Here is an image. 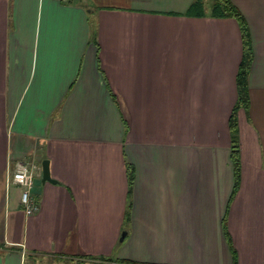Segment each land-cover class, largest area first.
<instances>
[{
  "label": "crops",
  "instance_id": "0c3cea01",
  "mask_svg": "<svg viewBox=\"0 0 264 264\" xmlns=\"http://www.w3.org/2000/svg\"><path fill=\"white\" fill-rule=\"evenodd\" d=\"M194 1L0 0V264H264V0H231L253 51L234 195L242 31Z\"/></svg>",
  "mask_w": 264,
  "mask_h": 264
},
{
  "label": "trees",
  "instance_id": "16d2710c",
  "mask_svg": "<svg viewBox=\"0 0 264 264\" xmlns=\"http://www.w3.org/2000/svg\"><path fill=\"white\" fill-rule=\"evenodd\" d=\"M204 13H205L204 0H195L186 11V14L188 15H203ZM210 14L214 17H233L237 19L242 31L244 51L237 77L238 100L229 121L230 132H231V157H232V163L235 173V185L233 189V195H234L239 188L240 176H241V156H240L237 110L242 106L244 107L249 106L248 76L252 62V52H253L252 42L250 38L249 26L245 17L231 0H214ZM132 181H133V175L131 172H129L130 185L132 184ZM104 259H110V258H104ZM120 262H124V261H120Z\"/></svg>",
  "mask_w": 264,
  "mask_h": 264
},
{
  "label": "built area",
  "instance_id": "2783aa9c",
  "mask_svg": "<svg viewBox=\"0 0 264 264\" xmlns=\"http://www.w3.org/2000/svg\"><path fill=\"white\" fill-rule=\"evenodd\" d=\"M35 172L33 168L22 165L13 174V180L21 187V202L27 215H31L39 210V204L32 195Z\"/></svg>",
  "mask_w": 264,
  "mask_h": 264
},
{
  "label": "rangeland",
  "instance_id": "374dc122",
  "mask_svg": "<svg viewBox=\"0 0 264 264\" xmlns=\"http://www.w3.org/2000/svg\"><path fill=\"white\" fill-rule=\"evenodd\" d=\"M205 3V10L207 14H210L214 0H204ZM25 264H113L112 259H99V260H88L84 262H61L56 261L53 258H44V257H38V258H27Z\"/></svg>",
  "mask_w": 264,
  "mask_h": 264
},
{
  "label": "water",
  "instance_id": "95a60500",
  "mask_svg": "<svg viewBox=\"0 0 264 264\" xmlns=\"http://www.w3.org/2000/svg\"><path fill=\"white\" fill-rule=\"evenodd\" d=\"M43 182L50 181V182H56L52 176L50 171V162L48 159L44 160L43 162Z\"/></svg>",
  "mask_w": 264,
  "mask_h": 264
}]
</instances>
